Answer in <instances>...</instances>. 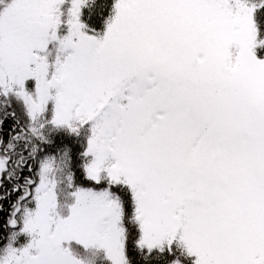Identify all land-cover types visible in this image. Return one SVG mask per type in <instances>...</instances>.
Instances as JSON below:
<instances>
[{
	"label": "snow or ice",
	"instance_id": "snow-or-ice-1",
	"mask_svg": "<svg viewBox=\"0 0 264 264\" xmlns=\"http://www.w3.org/2000/svg\"><path fill=\"white\" fill-rule=\"evenodd\" d=\"M0 264H264V0H0Z\"/></svg>",
	"mask_w": 264,
	"mask_h": 264
}]
</instances>
